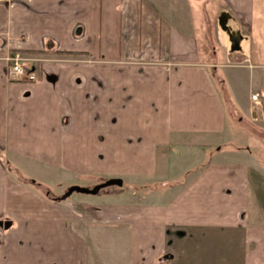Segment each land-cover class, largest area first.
Masks as SVG:
<instances>
[{"label":"crops","instance_id":"0c3cea01","mask_svg":"<svg viewBox=\"0 0 264 264\" xmlns=\"http://www.w3.org/2000/svg\"><path fill=\"white\" fill-rule=\"evenodd\" d=\"M209 1L0 0V264H264V162L237 148L169 167L176 148L223 141L236 107L264 143V0H220L238 53L218 20L195 28ZM16 52L42 60L35 83L10 79ZM13 155L126 190L54 202Z\"/></svg>","mask_w":264,"mask_h":264},{"label":"rangeland","instance_id":"374dc122","mask_svg":"<svg viewBox=\"0 0 264 264\" xmlns=\"http://www.w3.org/2000/svg\"><path fill=\"white\" fill-rule=\"evenodd\" d=\"M220 0H210L208 4L205 6V13L202 11L199 12L197 5H195V10L197 16L195 14L194 18L196 22V29H205L207 26L212 30V33H215L217 20L220 16L221 10L219 7ZM194 14V13H193ZM220 31V30H219ZM223 64H228L230 61L223 60ZM227 73H234L232 70H224L218 69L217 75L219 78H222L224 84L227 86L224 87L226 93L231 94V86L229 85V81H226ZM245 86L241 87L242 95L241 99H238L240 105H244L245 101L247 104V95H248V87H247V79H245ZM242 84V85H244ZM241 85V86H242ZM235 109V108H234ZM240 114V118L243 120L238 122L236 119L234 120L231 116L227 115V123L225 129V135L223 136V141L218 142L215 145H201L202 148H179L174 149L172 151V159L170 162V171L172 174H176L177 172H182V169L193 166V169L199 168L201 165L206 164L210 158L215 157L217 155V150L220 149L224 152H230L234 149H241L242 151H246L249 156L254 158V160H259L260 162H264V143L258 140L251 132L250 128L253 127H261V125L253 124L251 121V117L248 116L247 112L240 111L237 107L235 110V115ZM14 157L7 158L6 161L9 163L11 169H18L23 177L31 178V181L37 182L38 184H43L47 187L48 191L55 194V197L62 196L69 188L71 187H80V188H91L85 187L87 185V181L78 177H72L68 175H64L59 171H55L54 167L48 164H41L39 162H33L24 157H20L17 155H13ZM264 164V163H263ZM187 175L184 174L180 177H163L164 180H167L169 183L172 181L183 182ZM161 180V179H160ZM153 181V182H143L142 185L146 186L147 189H155L159 190V185L161 181ZM28 180V183L31 182ZM135 187L137 185L135 184ZM46 189V190H47ZM114 191H124L126 190V186L123 187H113ZM121 189V190H120ZM45 190H42V192ZM104 193H100L96 196L91 195H82V194H73L71 196L72 200L77 199H85L90 201H95L97 199H104L102 196ZM70 201V200H69Z\"/></svg>","mask_w":264,"mask_h":264},{"label":"water","instance_id":"95a60500","mask_svg":"<svg viewBox=\"0 0 264 264\" xmlns=\"http://www.w3.org/2000/svg\"><path fill=\"white\" fill-rule=\"evenodd\" d=\"M231 22H233L232 17L227 12H222L218 18V28L228 38L229 52L238 53L241 51V43L243 41V37L239 30L234 29L232 27V25L230 24ZM122 185L123 182L121 180L110 179L102 182L99 185H96L93 188L71 187L67 190L66 193H64L60 198H58L57 201L63 202L70 198L73 194L96 196L106 189H110L113 187H122ZM0 226L7 230L10 227V223H0Z\"/></svg>","mask_w":264,"mask_h":264},{"label":"built area","instance_id":"2783aa9c","mask_svg":"<svg viewBox=\"0 0 264 264\" xmlns=\"http://www.w3.org/2000/svg\"><path fill=\"white\" fill-rule=\"evenodd\" d=\"M2 60L8 64V75L13 82H24L27 84H33L36 82L35 65L39 63V59L34 57H27L19 52L7 55ZM259 94H255L251 97L254 105H258Z\"/></svg>","mask_w":264,"mask_h":264},{"label":"trees","instance_id":"16d2710c","mask_svg":"<svg viewBox=\"0 0 264 264\" xmlns=\"http://www.w3.org/2000/svg\"><path fill=\"white\" fill-rule=\"evenodd\" d=\"M37 73H38V72H37ZM36 76H37V75H36ZM29 184H30L31 186L35 187V188H38V189H44L45 192H43V194H44L48 199H50V200H52V201H54V202H55V201L57 202V200L53 198L54 196H53L52 194H49L48 196L46 195V193L48 192V189L46 190L43 186H41L40 184H38V183H36V182H34V181H31ZM111 189H112V188H110V189H106V190L102 191L101 194H102V193H107V192H109Z\"/></svg>","mask_w":264,"mask_h":264},{"label":"flooded vegetation","instance_id":"af4514ba","mask_svg":"<svg viewBox=\"0 0 264 264\" xmlns=\"http://www.w3.org/2000/svg\"><path fill=\"white\" fill-rule=\"evenodd\" d=\"M39 60H40V61H39V64H40V63L42 62V60H41V59H39ZM92 188H93V187H92ZM66 192H67V191H66ZM66 192H65V193H66ZM47 194H52V193L48 191V192L46 193V195H47ZM52 195H53V194H52ZM47 196H48V195H47ZM53 196H54V195H53ZM60 197H61V196H60ZM60 197H55V196H54L53 198L57 200V199L60 198ZM68 199H69V198H68ZM55 202H56V201H55ZM57 202H58V201H57ZM5 222H7V221H5ZM3 223H4V222H3Z\"/></svg>","mask_w":264,"mask_h":264},{"label":"bare ground","instance_id":"6f19581e","mask_svg":"<svg viewBox=\"0 0 264 264\" xmlns=\"http://www.w3.org/2000/svg\"><path fill=\"white\" fill-rule=\"evenodd\" d=\"M225 35V34H224Z\"/></svg>","mask_w":264,"mask_h":264}]
</instances>
